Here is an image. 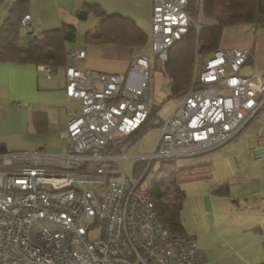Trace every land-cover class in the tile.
<instances>
[{
  "label": "built area",
  "instance_id": "2783aa9c",
  "mask_svg": "<svg viewBox=\"0 0 264 264\" xmlns=\"http://www.w3.org/2000/svg\"><path fill=\"white\" fill-rule=\"evenodd\" d=\"M187 1L153 0L151 53L131 61L126 73L66 68L65 93L80 102V109L69 114L62 132L65 151L0 153V264L198 261L195 237L170 233L148 190L139 188L143 179L126 173L120 163L133 158L146 160L148 167L153 160L209 152L264 110L259 72L240 74L251 52L216 48L201 62L195 55L190 83L158 126L153 152L120 153L148 116L154 59L165 61L169 46L193 22ZM29 22V14L20 19L21 26ZM202 24L199 16L194 25L199 30ZM52 70L43 66L47 75ZM255 151L264 158V134Z\"/></svg>",
  "mask_w": 264,
  "mask_h": 264
},
{
  "label": "crops",
  "instance_id": "0c3cea01",
  "mask_svg": "<svg viewBox=\"0 0 264 264\" xmlns=\"http://www.w3.org/2000/svg\"><path fill=\"white\" fill-rule=\"evenodd\" d=\"M17 1L0 0L4 5L0 26L8 17L15 18ZM152 5L153 0H27L21 14L30 16V30L26 32L29 39L42 38L44 31L62 26L71 27L67 30H72L74 36L71 40L65 38L67 55L62 61H0V145L8 151H65L66 144L58 145V139L63 136L69 114L80 109V102L65 93L66 68L126 73L131 61L148 54L140 45L148 41V32L152 37ZM90 13L94 15V29L84 31L81 43L71 44ZM98 13L130 18L145 33V41L135 45L87 41L85 33L98 30ZM20 36V42L29 41H22ZM217 48L249 50L251 57L240 74L244 68L248 73L242 75L256 69L264 83V23L223 27ZM75 51H82L83 57L75 58ZM44 65L53 68L49 75L43 71ZM153 66L151 87L155 62ZM164 101L158 100L159 105L153 103L151 108L157 112ZM251 121L223 146L181 162L189 174L181 185L185 195L179 216L184 233L194 236L197 242L199 258L194 264L264 262V158L255 151L258 137L264 134V122Z\"/></svg>",
  "mask_w": 264,
  "mask_h": 264
},
{
  "label": "trees",
  "instance_id": "16d2710c",
  "mask_svg": "<svg viewBox=\"0 0 264 264\" xmlns=\"http://www.w3.org/2000/svg\"><path fill=\"white\" fill-rule=\"evenodd\" d=\"M27 0H18L15 4L13 17H8L0 26V61H24L49 64L51 59L62 61L66 55L65 31L71 27L62 26L43 32V37H32L29 41H19L21 8ZM201 5L199 7V3ZM186 8L190 12L192 23L180 39L173 42L167 51V59L158 61L156 65L161 68L163 75L170 80L169 96L177 97L188 87L193 70L195 55L199 62L210 55L216 48L222 34L223 27L239 23H264V0H188ZM98 30L95 33L86 32L85 38L89 42L97 43H120L123 45L141 44L145 41V33L136 26L128 17L119 14H101ZM202 18L203 24L199 30L195 27L198 17ZM210 22V23H209ZM48 50L52 51L49 56ZM55 55L58 56L56 59ZM199 57L201 58L199 60ZM157 119L155 109L151 108L146 120L140 127L139 132L130 139L133 145L145 131L152 127H158L163 122ZM128 148V147H127ZM119 151L121 149H118ZM0 145V153L7 152ZM175 159L157 160L159 165L153 170L156 160L150 163L149 169L143 180L152 172L148 183V193L154 203L156 215L161 224L172 234L184 233L180 209L184 198L182 182L189 171L180 167L171 168ZM165 164V165H164ZM170 164V165H169ZM147 167L146 160H139L133 169L136 178L141 177ZM161 172L162 177L158 178ZM142 180V181H143ZM264 264V262L258 263Z\"/></svg>",
  "mask_w": 264,
  "mask_h": 264
},
{
  "label": "rangeland",
  "instance_id": "374dc122",
  "mask_svg": "<svg viewBox=\"0 0 264 264\" xmlns=\"http://www.w3.org/2000/svg\"><path fill=\"white\" fill-rule=\"evenodd\" d=\"M4 5H2L0 3V9L1 7H3ZM93 13H90V15L87 17V19H85L84 21H82V28L79 27L77 29L78 34L75 36V40L72 41L71 44H75V43H81L82 42V36L85 30L87 29H94V23L93 22ZM88 25H92L91 28H83L84 26H88ZM82 29V30H81ZM29 26H21L20 28V38L22 41H27L29 39V36L26 35V32H28ZM149 34V39L148 41L143 44L140 45L141 50L144 53H151V41H152V37L150 32H148ZM70 46V45H69ZM201 58L199 57V60ZM154 62L157 64L158 63V59L155 58ZM154 67V66H153ZM155 71H153V87H151V91L150 94L149 92L146 93V95L149 97L150 96V103L153 104L154 106L159 105L158 104V100H161L162 98H165V101L163 102V104L158 108L157 112H155V115L157 116V119H166L168 117V115L171 113V111L174 108V98L169 96L170 93V80L161 73V68L156 65L155 66ZM229 70V69H227ZM242 74H247V69L244 68L243 71H241ZM77 104V103H76ZM76 104L74 103L73 105L76 106ZM78 105V104H77ZM155 119V120H157ZM263 123L264 122V110H260L252 119L251 124L253 123ZM159 136V128L158 127H152L150 129H148L147 131L144 132V134H142L137 141L131 146V144L133 143L130 139H128L127 141H125V147L122 148V152L120 153H124V152H128L130 154H147V153H151L153 152L157 139ZM133 138V137H132ZM58 145L61 146H65L66 144V139L63 136H60L58 139ZM128 147V148H127ZM199 158H202L203 156H198ZM191 158V157H190ZM190 158H181V159H175V163L174 165L171 164V168H176L181 166V162L182 161H192L194 159H197V157H192L193 159ZM136 159L130 158V159H123L120 161L121 163V167L125 170L126 173H128L129 175L133 176L136 178V174L134 172V165L136 163ZM159 163L156 160L154 165H153V170H156L158 167ZM165 165V164H164ZM170 165V164H169ZM152 172H150L149 176L147 178H145L143 181L140 182L139 184V188L142 189H147L148 188V183L150 180V177L152 176ZM158 178L160 179V177H162V173L159 172L157 173ZM142 176V175H141ZM183 182V181H182ZM182 182L180 181V185H183ZM186 182V181H185ZM98 232H92L90 233V236L93 238V236H97Z\"/></svg>",
  "mask_w": 264,
  "mask_h": 264
},
{
  "label": "water",
  "instance_id": "95a60500",
  "mask_svg": "<svg viewBox=\"0 0 264 264\" xmlns=\"http://www.w3.org/2000/svg\"><path fill=\"white\" fill-rule=\"evenodd\" d=\"M82 13H83V11L80 12V14H82ZM73 36H74V33H73L72 30H67L65 32V38H66V40H71L73 38ZM48 54H51V51L50 50H48ZM148 169H149V166L145 169L144 173L140 177V180L145 176V174L147 173Z\"/></svg>",
  "mask_w": 264,
  "mask_h": 264
}]
</instances>
